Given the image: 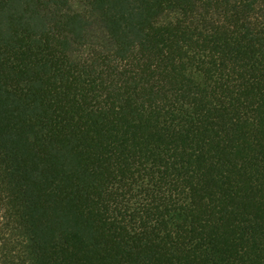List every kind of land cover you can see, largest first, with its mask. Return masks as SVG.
I'll list each match as a JSON object with an SVG mask.
<instances>
[{
  "label": "trees",
  "instance_id": "obj_1",
  "mask_svg": "<svg viewBox=\"0 0 264 264\" xmlns=\"http://www.w3.org/2000/svg\"><path fill=\"white\" fill-rule=\"evenodd\" d=\"M0 264H264V0H0Z\"/></svg>",
  "mask_w": 264,
  "mask_h": 264
}]
</instances>
